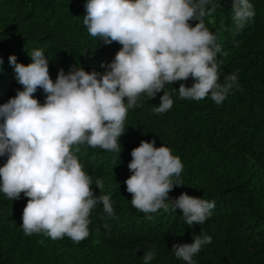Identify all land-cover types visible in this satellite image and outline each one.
<instances>
[{"label": "trees", "instance_id": "1", "mask_svg": "<svg viewBox=\"0 0 264 264\" xmlns=\"http://www.w3.org/2000/svg\"><path fill=\"white\" fill-rule=\"evenodd\" d=\"M212 2L222 7L205 15L204 22L221 47L216 57L220 82L237 73L240 87L218 105L210 94L199 101L179 97L181 83L191 87L195 82L191 77L166 84L154 98L141 94L137 106L128 109L120 153L80 145L76 155L92 178L93 192L109 195L114 215L109 217L98 203L90 212L89 236L79 243L67 236L53 240L43 232L25 235L22 214L29 198L21 193L13 200L0 191V264H144L149 250L155 252L149 264H186L172 245L191 243L201 234L212 240L194 255L195 264H264V0H250L255 15L242 28L233 19L232 0ZM86 3L0 0V104L23 90L9 62L13 54L28 64L30 53L42 49L53 81L61 69L65 74L79 68L106 70L122 45L90 36L83 25ZM164 91L173 106L155 113ZM46 95L39 88L34 93L41 104ZM154 138L156 147H169L183 164L179 179L184 185L175 186L169 197L187 192L215 201L202 225L188 226L171 201H166L167 211L160 209L151 219L132 205L125 183L133 174L131 152ZM7 159L0 156V167Z\"/></svg>", "mask_w": 264, "mask_h": 264}, {"label": "clouds", "instance_id": "2", "mask_svg": "<svg viewBox=\"0 0 264 264\" xmlns=\"http://www.w3.org/2000/svg\"><path fill=\"white\" fill-rule=\"evenodd\" d=\"M218 7L212 0H87L83 25L90 36L122 45L103 73L79 68L65 74L61 69L53 81L42 49L30 53L28 64L15 54L9 57L23 90L0 104V156L8 157L0 167V191L13 200L21 193L29 198L22 214L25 235L43 232L53 240L67 236L79 243L89 236L90 212L98 203L109 217L114 215L109 195L94 194L92 178L76 153L84 144L120 153L128 109L137 106L141 94L154 98L166 84L191 77L195 82L191 87L181 83L179 97L199 101L210 94L219 105L240 87L237 73L220 82L216 57L221 47L204 22ZM232 11L239 28L255 15L250 0H232ZM193 19L199 21L194 27ZM38 88L47 94L43 104L34 96ZM160 99L155 113L173 106L167 91ZM155 144V138L144 140L131 152L133 174L125 183L132 205L151 219L160 209L167 211L166 201H171L188 226L202 225L215 201L187 192L170 198L175 186L184 185L179 179L183 164L169 147ZM96 185L103 189L102 181ZM211 240L194 235L191 243H174L171 250L195 264L194 255ZM154 256L146 251L144 264Z\"/></svg>", "mask_w": 264, "mask_h": 264}]
</instances>
